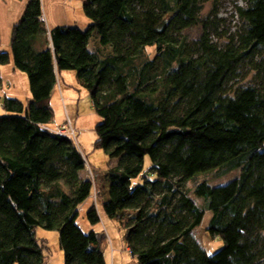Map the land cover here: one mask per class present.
I'll return each instance as SVG.
<instances>
[{
    "label": "trees",
    "instance_id": "1",
    "mask_svg": "<svg viewBox=\"0 0 264 264\" xmlns=\"http://www.w3.org/2000/svg\"><path fill=\"white\" fill-rule=\"evenodd\" d=\"M20 1L0 66L26 74L31 100L1 101L0 264H43L37 227L58 231L64 264L106 263L105 233L75 222L93 187L83 155L48 128L66 69L101 117L94 147L116 159L90 224L100 207L116 220L133 264H264V20L247 15L264 0H227L231 19L218 15L222 0H83L86 29L55 26L49 39L41 0ZM93 32L109 49L83 61ZM232 170L224 184L187 186ZM206 213L207 234L223 242L211 254L191 234Z\"/></svg>",
    "mask_w": 264,
    "mask_h": 264
},
{
    "label": "rangeland",
    "instance_id": "2",
    "mask_svg": "<svg viewBox=\"0 0 264 264\" xmlns=\"http://www.w3.org/2000/svg\"><path fill=\"white\" fill-rule=\"evenodd\" d=\"M82 2L83 0H57L53 5V2L50 1L48 5L46 4L47 7L43 5L45 14L46 9L48 10L47 22L52 24L50 17L54 14L53 7L55 9L59 6L62 13H57V16H61L63 19V23L60 25L77 26L82 30L86 29L88 20L83 13ZM219 6L218 15L231 19V15L234 14L232 5L227 0H222ZM207 9L208 5L205 7V11ZM170 15L167 14L165 19H168ZM247 15L251 22L264 20V3L260 4L255 11L249 12ZM200 33V26H193L182 31V34L189 40L198 37ZM98 48L102 51L109 49L106 45L99 43L97 35L93 32L89 37L85 53L81 57L83 61H88L90 59V51L99 50ZM12 65L9 62L0 66L1 74L6 80L3 83V88H0V102L4 96H7L17 98L25 106H28V102L31 100V93L27 76L24 72L17 69L16 74H13L11 72ZM57 80L56 90L53 92L50 100V106L54 114L50 127L56 128L57 130H54L55 132H58L59 128L66 129L65 134L73 139L83 155V174L93 184L89 198L77 207L78 213L75 222L85 233L90 230H94L98 234L105 233L104 242L106 246L103 247L106 260L105 264H133L134 261L129 254V249L122 241L123 232L118 228L117 221L108 217L100 205V222L90 224L86 217L90 205H98L100 200L106 198L108 192L106 171L116 163V159L109 158L103 149L94 147L96 140L95 126L101 121V117L94 111L87 90L79 83L77 72L74 69L60 71ZM7 83L10 86L7 85V87ZM2 113H4V110L0 106V114ZM50 127L48 128L50 129ZM237 175L238 170H232L218 177L208 171L198 172L188 180L187 186L190 187L192 183L199 182L202 179H206L209 185L215 186L224 184ZM189 195L198 206L202 205V199L196 196L193 190L189 191ZM209 218L210 214L206 213L200 226L193 230L191 234L204 250L208 254H211L222 247L223 242L218 238H211L207 234L206 226ZM35 236L38 243L42 245L43 264H64L63 251L59 243V233L56 229L50 230L37 227L35 229Z\"/></svg>",
    "mask_w": 264,
    "mask_h": 264
},
{
    "label": "crops",
    "instance_id": "3",
    "mask_svg": "<svg viewBox=\"0 0 264 264\" xmlns=\"http://www.w3.org/2000/svg\"><path fill=\"white\" fill-rule=\"evenodd\" d=\"M50 1H52L53 5H54V3L57 0H41L42 7H44L43 5H45V6H46V4L48 5V3ZM53 5H52V7H53ZM22 9H23V1H20V0H0V49L1 50H6V49H8L6 51L10 50L11 26L13 23H15L20 18L21 13H22ZM53 12H54V14L51 15V17H50L52 19V24H50L49 22H47L48 21V10L46 9V14L43 11L44 22H45V26L47 29V37L49 35L48 29L55 27L56 25L61 26L60 24L63 23L62 17L57 16V13L58 14H59V12L62 13V11H60L59 6L55 9L53 7ZM48 39H49V37H48ZM11 72L13 74H16V69L13 67V65L11 68ZM0 76H1L0 88L2 89L3 83H5L6 80H5V77L2 76V74H1V69H0ZM7 85L10 86L9 83H7L6 86ZM55 90H56V88H55ZM0 106H2L1 102H0ZM2 110H3V108H2ZM48 127H50V125ZM50 129L55 130V131L57 130L56 128H51V127H50Z\"/></svg>",
    "mask_w": 264,
    "mask_h": 264
},
{
    "label": "built area",
    "instance_id": "4",
    "mask_svg": "<svg viewBox=\"0 0 264 264\" xmlns=\"http://www.w3.org/2000/svg\"><path fill=\"white\" fill-rule=\"evenodd\" d=\"M42 19L44 20V17L42 16ZM65 131H66V129H63V128H59L58 129V133H60V134H64L65 133Z\"/></svg>",
    "mask_w": 264,
    "mask_h": 264
},
{
    "label": "bare ground",
    "instance_id": "5",
    "mask_svg": "<svg viewBox=\"0 0 264 264\" xmlns=\"http://www.w3.org/2000/svg\"><path fill=\"white\" fill-rule=\"evenodd\" d=\"M50 46H51V44H50ZM65 134V133H64Z\"/></svg>",
    "mask_w": 264,
    "mask_h": 264
}]
</instances>
